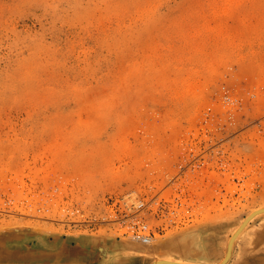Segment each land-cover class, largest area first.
I'll return each mask as SVG.
<instances>
[{
    "label": "rangeland",
    "instance_id": "rangeland-1",
    "mask_svg": "<svg viewBox=\"0 0 264 264\" xmlns=\"http://www.w3.org/2000/svg\"><path fill=\"white\" fill-rule=\"evenodd\" d=\"M263 206L264 0H0V264H264Z\"/></svg>",
    "mask_w": 264,
    "mask_h": 264
},
{
    "label": "built area",
    "instance_id": "built-area-1",
    "mask_svg": "<svg viewBox=\"0 0 264 264\" xmlns=\"http://www.w3.org/2000/svg\"><path fill=\"white\" fill-rule=\"evenodd\" d=\"M137 236L140 237L142 240H148L149 239L148 235H145V234H142V233H137Z\"/></svg>",
    "mask_w": 264,
    "mask_h": 264
},
{
    "label": "bare ground",
    "instance_id": "bare-ground-1",
    "mask_svg": "<svg viewBox=\"0 0 264 264\" xmlns=\"http://www.w3.org/2000/svg\"><path fill=\"white\" fill-rule=\"evenodd\" d=\"M264 207V206H263ZM260 208V207H259ZM262 208V207H261ZM258 209V208H257ZM251 212H253V210L251 211ZM239 227V226H238ZM236 229H238L237 230V232L239 231V228H237L236 227ZM233 232H235V230L233 231ZM226 247H228V245L226 246ZM226 250V249H225ZM225 252H227V251H225ZM164 259V258H163ZM157 260V259H156ZM166 260V259H165ZM150 264H155V262H151ZM162 264V263H161ZM207 264V263H206Z\"/></svg>",
    "mask_w": 264,
    "mask_h": 264
}]
</instances>
